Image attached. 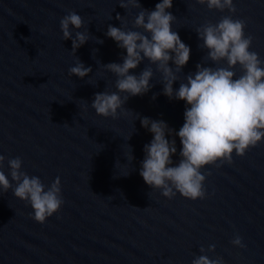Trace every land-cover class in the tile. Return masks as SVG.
Returning a JSON list of instances; mask_svg holds the SVG:
<instances>
[{"label": "water", "instance_id": "obj_1", "mask_svg": "<svg viewBox=\"0 0 264 264\" xmlns=\"http://www.w3.org/2000/svg\"><path fill=\"white\" fill-rule=\"evenodd\" d=\"M158 2L140 0L148 10ZM119 3L0 0V154L6 157L2 170L11 181L7 161L20 157L21 170L38 176L46 187L59 177L64 200L41 224L12 189L0 192V264H192L199 255L223 257L224 264H264V141L244 156L233 152L231 163L218 161L219 167L201 169L206 175L204 199L179 194L168 199L139 174L144 145L153 138L140 118L163 120L178 132L185 101L163 95L156 73L149 92L129 97L124 105L128 114L118 110V118L112 119L92 109L96 93L116 91V76L103 65L122 63L126 55L105 35L108 25L121 27L119 14L131 28L139 11ZM233 4L235 13L209 10L196 0H173L167 10L176 17L172 30L191 48L181 78L194 73L198 63L214 66L203 59L207 49L200 47L196 29L206 22L216 24L223 16L245 21V36L253 37L249 50L264 60V0ZM69 11L84 21L81 29H71L73 38L76 31L88 30L91 36L75 54L72 40H64L60 28ZM77 58L92 68L84 78L69 75ZM148 63L143 61L130 74L139 75ZM169 65L174 67L171 61ZM236 71L239 74V66ZM166 138L176 140V164L180 140ZM236 235L245 247L231 243ZM210 245L215 251H208Z\"/></svg>", "mask_w": 264, "mask_h": 264}, {"label": "clouds", "instance_id": "obj_2", "mask_svg": "<svg viewBox=\"0 0 264 264\" xmlns=\"http://www.w3.org/2000/svg\"><path fill=\"white\" fill-rule=\"evenodd\" d=\"M196 2L206 4L209 10L237 11L233 0ZM119 5L126 10L131 6L139 11L131 28L119 14L116 19L121 27L108 25L105 35L126 50V55L122 56V63L103 65L107 72L116 76V91L96 93L91 107L98 116L105 118L117 119L118 110L119 114L126 115L130 110L124 105L129 97L149 92L154 87L150 80L159 73L162 94L170 100L185 101L184 123L176 132L163 120L140 118L141 126L153 138L144 145L145 156L139 174L147 185L162 190L161 194L168 199L177 194L190 200L204 199L206 175L201 173V169L207 165L219 167L218 161L231 163L233 152L244 156L247 150L264 141V60L257 52L249 50L253 37L245 36V21L223 16L216 24L206 22L196 29L202 41L200 47L207 49L203 59L213 62L214 66L198 63L194 73L181 78L180 73L190 59L191 48L172 30L176 17L167 10L172 8L173 0H160L154 10L142 8L140 0H120ZM83 26V18L75 11H69L60 20L62 37L72 40L74 54L91 38L88 30L76 31L73 38L71 29L78 30ZM145 60L149 63L139 75L130 74V70ZM170 61L174 67L169 65ZM68 71L70 76L84 78L92 68L85 67L77 58ZM178 80L181 81L179 87L174 89L173 85ZM122 93L125 94L123 97ZM166 136H178L180 140V159L176 164L172 160L177 154L176 140H169ZM5 159L0 154V192L12 189L16 198L31 206L34 213L30 214L31 218L43 224L64 204L60 178L46 187L38 176H29L22 171L23 161L15 157L7 161L10 181L2 170ZM12 182H15L14 188ZM231 243L245 247L239 235ZM204 251L201 247L200 252ZM208 251H215V245H210ZM192 264H224V261L223 257L210 259L207 255H199Z\"/></svg>", "mask_w": 264, "mask_h": 264}]
</instances>
